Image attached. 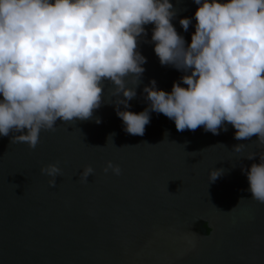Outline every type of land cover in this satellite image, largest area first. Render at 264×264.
I'll use <instances>...</instances> for the list:
<instances>
[{
    "label": "water",
    "instance_id": "water-1",
    "mask_svg": "<svg viewBox=\"0 0 264 264\" xmlns=\"http://www.w3.org/2000/svg\"><path fill=\"white\" fill-rule=\"evenodd\" d=\"M170 2L177 12L172 24L187 46L199 6ZM184 18H193L187 32ZM153 27L145 26L137 49L147 61L129 101L137 114L149 106L143 89L150 81L170 93L185 75L160 64ZM112 90L105 82L91 120L57 121L55 132H41L35 150L11 143V134L0 137V264H264V204L252 200L242 172L264 154L258 137L236 140L231 125L219 135L203 126L181 132L155 112L143 136L130 135ZM242 143L244 152L235 153ZM252 152L254 160L242 158ZM57 161L63 175L51 188L40 169ZM109 161L120 176L105 174ZM89 165L95 174L80 183ZM213 169L223 174L210 183Z\"/></svg>",
    "mask_w": 264,
    "mask_h": 264
},
{
    "label": "clouds",
    "instance_id": "clouds-1",
    "mask_svg": "<svg viewBox=\"0 0 264 264\" xmlns=\"http://www.w3.org/2000/svg\"><path fill=\"white\" fill-rule=\"evenodd\" d=\"M193 2L199 7L186 46L172 24L177 12L170 0H0V137L11 134V143L35 150L41 132H55L57 121L91 120L108 82L130 135L143 136L155 112L174 121L177 131L203 126L219 135L231 125L236 140L257 136L264 146V0ZM192 19L179 21L185 32ZM147 25H154L151 43L160 64L185 75L170 93L150 81L143 89L149 106L137 114L128 109L145 72L146 58L137 49ZM40 172L51 188L63 175L59 161ZM104 172L120 176L122 169L109 161ZM242 172L252 200L264 204V154ZM94 174L87 166L79 182ZM222 174L211 170L209 182Z\"/></svg>",
    "mask_w": 264,
    "mask_h": 264
}]
</instances>
